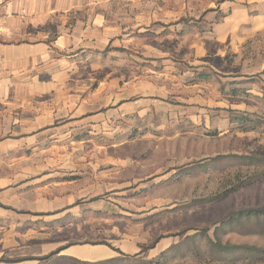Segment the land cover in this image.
Instances as JSON below:
<instances>
[{
	"label": "rangeland",
	"instance_id": "rangeland-1",
	"mask_svg": "<svg viewBox=\"0 0 264 264\" xmlns=\"http://www.w3.org/2000/svg\"><path fill=\"white\" fill-rule=\"evenodd\" d=\"M161 6L168 20L225 17L200 36L147 44L145 62L160 72L129 77L145 84V102L131 90L113 131L82 139L85 161L114 169L89 193L78 183L76 210H90L91 223L51 242L119 247L116 264H264L263 230L228 220L264 211V0Z\"/></svg>",
	"mask_w": 264,
	"mask_h": 264
},
{
	"label": "crops",
	"instance_id": "crops-1",
	"mask_svg": "<svg viewBox=\"0 0 264 264\" xmlns=\"http://www.w3.org/2000/svg\"><path fill=\"white\" fill-rule=\"evenodd\" d=\"M162 3L0 0V264H44L51 254L58 264L94 263L123 253L50 236L91 223L90 210H76L78 183L89 193L114 169L85 161L82 139L113 131L129 113L131 90L145 102V84L138 77L131 86L129 77L160 72L145 62L147 44L200 36L225 17L218 9L211 21L163 19Z\"/></svg>",
	"mask_w": 264,
	"mask_h": 264
},
{
	"label": "trees",
	"instance_id": "trees-1",
	"mask_svg": "<svg viewBox=\"0 0 264 264\" xmlns=\"http://www.w3.org/2000/svg\"><path fill=\"white\" fill-rule=\"evenodd\" d=\"M201 73H198L197 75H199ZM210 77V75H209ZM229 221H233L234 223H236L237 225H240L242 222L245 221H250V222H254L256 223L257 228H261L262 231V235L264 236V211L263 210H252V211H246V212H238L236 214H234L233 216L231 215V217L228 219ZM259 224H261L262 226H260ZM168 251V250H167ZM119 256L122 254V252L117 251ZM256 253H259L260 256L264 257V249H260V250H255ZM163 255L165 253H162ZM51 255L47 256V258H49ZM119 257H114L111 259H107V260H103V261H99V262H94V263H90V262H80V261H75V263L73 264H116L119 262L118 260Z\"/></svg>",
	"mask_w": 264,
	"mask_h": 264
}]
</instances>
